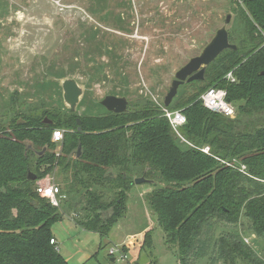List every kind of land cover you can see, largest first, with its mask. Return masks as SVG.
<instances>
[{"label":"trees","instance_id":"obj_1","mask_svg":"<svg viewBox=\"0 0 264 264\" xmlns=\"http://www.w3.org/2000/svg\"><path fill=\"white\" fill-rule=\"evenodd\" d=\"M243 3L234 6L228 26L237 48L223 51L204 80L181 85L192 93H178L167 108L186 116L185 141L173 130L166 107L151 100L123 113L88 116L82 130L65 131L56 160L70 173L62 202L67 199L74 209L75 193V206L85 215L73 221L107 234L123 215L135 179L144 176L152 180L148 202L167 245L176 249L177 264H264L246 242L252 236L264 242V0ZM229 72L235 81L227 79ZM212 86L227 89L237 107L234 117L204 106L201 95ZM19 102L12 99V115L0 121V264H70L51 243L52 225L64 213L37 193L36 180H28L29 171L38 179L41 166L53 162L52 133L60 126L29 114ZM205 145L210 153L201 150Z\"/></svg>","mask_w":264,"mask_h":264},{"label":"rangeland","instance_id":"obj_2","mask_svg":"<svg viewBox=\"0 0 264 264\" xmlns=\"http://www.w3.org/2000/svg\"><path fill=\"white\" fill-rule=\"evenodd\" d=\"M235 5L234 0H0V121L10 116L12 99L64 131L79 129L78 119L82 130L88 116L108 112L101 101L111 94L127 96L128 110L146 100L162 108L175 73L200 54L228 14L234 17ZM68 77L83 87L73 113L61 85ZM192 91L180 87L178 93L184 98ZM62 147L50 148L55 157L41 166L35 187L50 182L64 188L70 173L56 163ZM151 190L146 182L135 184L107 234L73 221L85 215L72 193L74 209L65 199L58 209L64 215L52 225L60 254L70 264H177L176 249L167 245L149 205ZM111 213L112 208L101 212L102 219ZM251 238L249 245L264 258V242Z\"/></svg>","mask_w":264,"mask_h":264},{"label":"water","instance_id":"obj_3","mask_svg":"<svg viewBox=\"0 0 264 264\" xmlns=\"http://www.w3.org/2000/svg\"><path fill=\"white\" fill-rule=\"evenodd\" d=\"M233 19L232 14H228L224 24L217 29L214 37L205 45L200 54L192 57L183 65L176 73L171 82L169 91L164 98V106L168 108L174 98L177 96L179 88L186 82L194 80H204L206 68L226 49H236L237 46L230 42L228 26ZM63 98L70 110L75 111L83 96V87L74 78H65L62 83ZM101 104L110 112L123 113L128 111L129 100L127 96L107 95ZM79 129H81L82 120L78 119ZM45 123H53V120L46 118ZM27 148H32L33 143L29 140L25 142ZM47 146L38 152V155H43L47 150ZM81 152L79 147L78 155ZM37 175L32 171L28 173V180L35 181ZM152 183V180L146 179L144 176L135 179L136 184ZM115 261V259H112Z\"/></svg>","mask_w":264,"mask_h":264},{"label":"built area","instance_id":"obj_4","mask_svg":"<svg viewBox=\"0 0 264 264\" xmlns=\"http://www.w3.org/2000/svg\"><path fill=\"white\" fill-rule=\"evenodd\" d=\"M236 2L235 6L244 5L243 0H234ZM227 79L229 81H235L233 72H229L227 74ZM203 104L209 110L219 113L228 117H234L237 113L236 105L229 100L228 92L226 88L222 87H210L205 93L201 96ZM166 117L169 119L170 124L175 131V133L181 137L183 141L185 138L181 134V128L186 124L187 118L180 111H170L167 108H164ZM65 137V131L63 129H54L52 133V142L55 144H63ZM192 145V144H191ZM194 146V145H192ZM201 150L205 153H210V146H203ZM229 164V163H227ZM246 166L243 165L241 167L242 171H245ZM37 193L46 199H48L54 206L60 207L62 200L66 197V195L62 192L61 186L56 185L55 183H45L38 184L36 186ZM252 238H246V242L250 243ZM52 244H57L55 239H51ZM118 249L112 248L110 251V255L115 254ZM123 258H127V255H124Z\"/></svg>","mask_w":264,"mask_h":264},{"label":"crops","instance_id":"obj_5","mask_svg":"<svg viewBox=\"0 0 264 264\" xmlns=\"http://www.w3.org/2000/svg\"><path fill=\"white\" fill-rule=\"evenodd\" d=\"M56 238V237H55ZM56 241H57V238H56ZM114 259V258H113Z\"/></svg>","mask_w":264,"mask_h":264}]
</instances>
